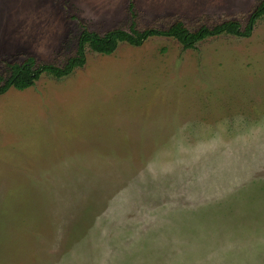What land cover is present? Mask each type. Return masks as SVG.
Returning <instances> with one entry per match:
<instances>
[{"label": "rangeland", "instance_id": "1", "mask_svg": "<svg viewBox=\"0 0 264 264\" xmlns=\"http://www.w3.org/2000/svg\"><path fill=\"white\" fill-rule=\"evenodd\" d=\"M261 1L0 0V74L63 66L84 28L244 29ZM0 264H264V16L195 49L87 46L1 95Z\"/></svg>", "mask_w": 264, "mask_h": 264}, {"label": "trees", "instance_id": "2", "mask_svg": "<svg viewBox=\"0 0 264 264\" xmlns=\"http://www.w3.org/2000/svg\"><path fill=\"white\" fill-rule=\"evenodd\" d=\"M129 9L134 13V5L131 2ZM263 16L264 0L255 7L244 29L238 20H227L212 28L202 26L196 31L188 29L182 21L174 22L167 29L147 28L139 30L133 24L128 31L113 29L103 35L84 28L78 39L76 55L68 59L63 66L38 64L34 57H28L23 62L15 61L9 63L8 77L0 74V96L12 88L19 91L30 88L43 74H48L58 79L70 76L76 69L85 65L87 46L98 54L111 55L116 51L120 42L139 47L150 38L164 37L177 40L186 50L195 49L199 43L208 38L221 35L247 38L252 34L257 20Z\"/></svg>", "mask_w": 264, "mask_h": 264}]
</instances>
